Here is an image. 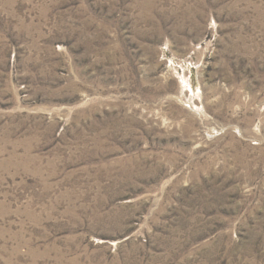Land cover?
Segmentation results:
<instances>
[{"label": "rangeland", "instance_id": "374dc122", "mask_svg": "<svg viewBox=\"0 0 264 264\" xmlns=\"http://www.w3.org/2000/svg\"><path fill=\"white\" fill-rule=\"evenodd\" d=\"M0 264H264V0H0Z\"/></svg>", "mask_w": 264, "mask_h": 264}]
</instances>
